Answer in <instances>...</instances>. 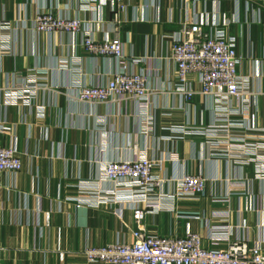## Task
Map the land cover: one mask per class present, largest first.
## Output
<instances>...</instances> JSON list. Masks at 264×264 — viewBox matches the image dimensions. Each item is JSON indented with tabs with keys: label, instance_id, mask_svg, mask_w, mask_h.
I'll list each match as a JSON object with an SVG mask.
<instances>
[{
	"label": "crops",
	"instance_id": "1",
	"mask_svg": "<svg viewBox=\"0 0 264 264\" xmlns=\"http://www.w3.org/2000/svg\"><path fill=\"white\" fill-rule=\"evenodd\" d=\"M41 12L89 24L96 41L118 38L127 71L145 78L147 100L79 102L81 88L106 85L120 62L85 54L80 35L34 33ZM190 22H226L236 43L245 102L232 119L248 130L240 142L242 129L232 130L230 156L211 138L228 105L201 96L195 75L190 100L175 92L170 45ZM31 81L39 90L27 104L4 103L1 90ZM0 120L10 128L1 145L15 140L22 166L0 177L2 264H104L88 262L84 251L131 243L137 199L105 182L101 169L143 155L159 180L139 203L147 234H196L212 251L264 243V0H125L122 11L112 0H0ZM185 175L205 178L204 193L178 196Z\"/></svg>",
	"mask_w": 264,
	"mask_h": 264
},
{
	"label": "built area",
	"instance_id": "2",
	"mask_svg": "<svg viewBox=\"0 0 264 264\" xmlns=\"http://www.w3.org/2000/svg\"><path fill=\"white\" fill-rule=\"evenodd\" d=\"M124 10L125 0H112ZM187 1V0H186ZM36 34L80 35L83 52L91 56L115 58L120 69L104 86L83 87L76 99L79 102L94 104L119 100L144 101L149 96L145 78L142 74L127 71L122 55V44L118 38L96 41L93 39L89 24L79 20L55 17L48 12L36 14L32 21ZM208 29L198 22L181 24L173 34L169 50V60L176 66L175 92L184 100H190L196 92L188 77L195 75L200 85L199 94L216 98L228 107L218 117L223 126L214 127L217 135L212 148L215 151L232 155L231 144L233 129H242L234 141H246L242 135L248 126L232 119L238 115L234 106L244 104L242 82L236 68L240 58L236 53L235 40L228 35L226 22H216ZM39 90L36 82L31 81L16 89L1 90L6 105L27 104ZM244 108L241 109L243 111ZM245 112V111H244ZM217 122V123H218ZM8 124L0 120V177L3 173L16 174L21 170V160L15 140L9 147L1 145V137L9 132ZM183 131V130H182ZM258 149L253 145V152ZM241 155V153H240ZM247 156V155H246ZM236 164L247 165L248 160L239 158ZM154 164L145 155L131 162H107L101 169L105 182L125 188L129 199H137L132 208L134 231L131 243H114L105 247L87 248L83 255L90 263L104 264H264V243L248 247L245 242H233L225 250H205L201 238L196 234H186L179 238H159L146 233L143 222L148 214L139 203H147L159 180L153 174ZM206 179L200 175H185L177 180L178 196H196L204 193ZM147 207V206H145ZM0 264L1 249H0Z\"/></svg>",
	"mask_w": 264,
	"mask_h": 264
}]
</instances>
